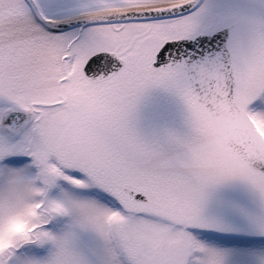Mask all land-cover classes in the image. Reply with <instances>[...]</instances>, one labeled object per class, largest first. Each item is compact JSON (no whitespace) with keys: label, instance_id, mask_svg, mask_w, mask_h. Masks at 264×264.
<instances>
[{"label":"snow or ice","instance_id":"snow-or-ice-1","mask_svg":"<svg viewBox=\"0 0 264 264\" xmlns=\"http://www.w3.org/2000/svg\"><path fill=\"white\" fill-rule=\"evenodd\" d=\"M0 264H264V0H0Z\"/></svg>","mask_w":264,"mask_h":264}]
</instances>
